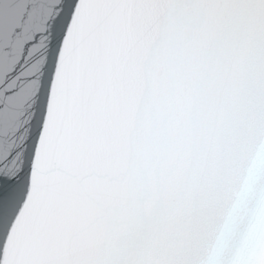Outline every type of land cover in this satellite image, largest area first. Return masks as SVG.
Returning a JSON list of instances; mask_svg holds the SVG:
<instances>
[{"label":"snow or ice","instance_id":"6c2138e0","mask_svg":"<svg viewBox=\"0 0 264 264\" xmlns=\"http://www.w3.org/2000/svg\"><path fill=\"white\" fill-rule=\"evenodd\" d=\"M0 264H264V0H0Z\"/></svg>","mask_w":264,"mask_h":264}]
</instances>
